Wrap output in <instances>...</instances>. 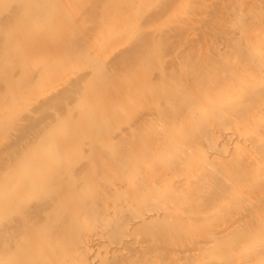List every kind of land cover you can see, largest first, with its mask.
<instances>
[{"label":"rangeland","instance_id":"1","mask_svg":"<svg viewBox=\"0 0 264 264\" xmlns=\"http://www.w3.org/2000/svg\"><path fill=\"white\" fill-rule=\"evenodd\" d=\"M1 1L14 8L16 0ZM103 1H84V8L95 7V21L79 0H65L70 17L56 23L82 26L73 35L58 32L50 41L55 50L29 52L5 67L8 50L31 46L30 25L24 47L12 42L0 49L3 162L57 120L32 158L17 163L20 177L0 176V234L21 219L7 210L6 192L27 186L21 195L37 200L30 185L55 165L70 179L63 194L69 205L35 232L19 226L18 242L56 255L40 252L20 264H264V0ZM122 13L129 20L114 24ZM108 33L113 39L105 42ZM135 69L142 75L133 80ZM93 81L114 96L109 121L99 103L85 111L99 116L100 129L109 128L89 136L73 120ZM186 84L196 87L192 100ZM164 90L172 91L171 100L151 97ZM139 127L152 142L147 155L115 160L121 137ZM172 190L196 200L177 202ZM167 219L187 226L176 232Z\"/></svg>","mask_w":264,"mask_h":264},{"label":"bare ground","instance_id":"2","mask_svg":"<svg viewBox=\"0 0 264 264\" xmlns=\"http://www.w3.org/2000/svg\"><path fill=\"white\" fill-rule=\"evenodd\" d=\"M84 1L85 0H79L80 6L85 12H88V17L90 19L97 21L96 18H94L96 16L94 12L95 7L88 9L84 8ZM100 1H102L101 5H106V2H104L103 0ZM4 5L5 3L0 0V49H5L8 45H11L12 42L14 44L17 42L23 45L22 32L26 25L34 26L35 32L32 37L31 46L27 47V51L25 50V47L23 45L24 49L21 52L14 53L10 52V50L6 52V59L3 64L5 67L12 66L13 64H15L16 60L19 57L25 56L29 52L51 51L53 47L51 48L50 41L55 40L58 32H65L67 34L73 35L75 28L82 26L79 22L74 24L70 23L68 25H60L56 23L55 19L58 16L64 15L66 17H70V14L65 7V0H16L14 2V6H12L14 8H9V6L7 8ZM103 17L104 16H102V18ZM128 20V14L122 13L116 15V19L113 20V23H124ZM260 31L264 33V25H260ZM6 32L10 33L11 35V38L9 40L5 36ZM101 35L104 37L105 33H101ZM110 39L112 40L113 37H111V35H109L108 33L105 42L109 41ZM80 46L81 48L83 47L81 44ZM141 52L145 55L146 60L151 61L150 55L147 54L144 48L141 49ZM129 65L132 68H135L136 61L133 60ZM45 71L46 70H43L42 73L44 74ZM141 75L142 74L138 73V71L135 69L132 72V75H130V79H138L139 77H141ZM86 86L88 89L83 91V98L85 99V101L79 104L77 110L80 113L79 116L73 120V123L75 125L77 124V129H81L83 133L89 136H95L100 131L108 134L109 128L107 126L103 127L102 129L97 126L96 122L99 119V116L90 111H87L85 113V111L87 110V108H93L94 104L99 103L103 105L104 109L102 112V117L109 121L112 115V108L107 107V103L109 101V98H112L114 96L112 89L102 88V86L97 81L87 82ZM186 86L187 94L189 97H192V100L195 95L194 91L196 90V87L194 85L190 86L189 84H186ZM80 87L81 83L77 82L76 89H79ZM151 97L154 99L166 98L168 100H171L173 97V93L171 90H164V92H154ZM91 98L94 100V102L92 103L89 102ZM49 122L45 121L44 123L46 124ZM56 124L57 120H55L54 122L52 120V122H50L48 125H44L41 129H39V131L36 132L31 140L29 139L24 141L23 145L19 147L18 150L14 151L15 153L12 152L13 156L10 159V162H3V160L0 158V176L14 175L20 177L21 175L18 174L17 163H19V161L21 162L26 160L28 157H31L28 154L30 153V151H32V148L42 140H45L46 135H50L49 133L54 130ZM28 130H30V128ZM148 143L152 144L151 141L149 142V138L147 139V137L142 133L141 127L135 128L121 137L118 145L122 147V151L120 152V155H114V159L124 162L128 160L132 161L134 160V157L144 156V150L149 147ZM102 146L104 148H109L110 144L102 142ZM146 150H149V148H147ZM105 152L106 150H103V154ZM145 152L147 155L148 152ZM54 158L55 157H53V155L49 157V159ZM102 160H105L106 162L109 160V157L103 155ZM173 161L176 162L175 160H172V162ZM161 166L162 165L160 164L159 167ZM69 173H71L72 175L74 171L71 169ZM38 175L41 176L39 177V180L35 184L30 185L37 187V192L39 194V196H37V200L28 202L26 198L22 196V192L24 193L23 189H25L27 186L23 189H20V187L13 188L6 192L5 206H7V210L14 209L18 212H21V219L17 221V224L12 226L9 234L7 231H4L0 234V264L4 263V261L7 259H9L14 264H20L19 261L21 259L38 258V254L40 252H50L52 256L56 255L52 250L48 251L43 248H39V246H37L35 242H18V237L20 235L18 233L19 226H25L27 229L26 232H35V229L41 228V226H45L46 223L49 222L51 215L55 210H57L59 207H66L69 205V202L66 198H64L63 194L69 193L68 187L70 179L62 177L59 167L55 165L52 167H48V169H43L42 171H40L37 176ZM210 181L213 185L218 184L216 178H211ZM170 196L175 201L179 200L183 203L188 204L196 200L192 196L191 192H188L186 195L181 196L177 193V190H172L170 192ZM76 209L77 206L75 205L74 212H76ZM167 222L169 226L176 232L183 231L182 229L187 226L182 224L183 222L177 219L172 221L167 219ZM36 239L37 236L31 237L32 241Z\"/></svg>","mask_w":264,"mask_h":264}]
</instances>
